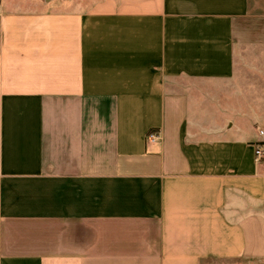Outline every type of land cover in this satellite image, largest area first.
<instances>
[{
	"label": "crops",
	"instance_id": "1",
	"mask_svg": "<svg viewBox=\"0 0 264 264\" xmlns=\"http://www.w3.org/2000/svg\"><path fill=\"white\" fill-rule=\"evenodd\" d=\"M0 1V264H264V0Z\"/></svg>",
	"mask_w": 264,
	"mask_h": 264
},
{
	"label": "built area",
	"instance_id": "2",
	"mask_svg": "<svg viewBox=\"0 0 264 264\" xmlns=\"http://www.w3.org/2000/svg\"><path fill=\"white\" fill-rule=\"evenodd\" d=\"M0 8H1V1H0ZM260 134L263 135L261 131ZM159 139V135L155 132H150L147 136L148 142H154ZM254 151H255V160L256 162H262L264 160V143H255L254 144Z\"/></svg>",
	"mask_w": 264,
	"mask_h": 264
},
{
	"label": "rangeland",
	"instance_id": "3",
	"mask_svg": "<svg viewBox=\"0 0 264 264\" xmlns=\"http://www.w3.org/2000/svg\"><path fill=\"white\" fill-rule=\"evenodd\" d=\"M206 264H242V259L224 260L210 258Z\"/></svg>",
	"mask_w": 264,
	"mask_h": 264
}]
</instances>
